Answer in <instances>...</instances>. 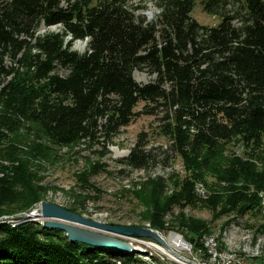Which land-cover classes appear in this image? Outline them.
Instances as JSON below:
<instances>
[{"label":"trees","instance_id":"16d2710c","mask_svg":"<svg viewBox=\"0 0 264 264\" xmlns=\"http://www.w3.org/2000/svg\"><path fill=\"white\" fill-rule=\"evenodd\" d=\"M152 1L159 11L148 19L146 4L134 0H0V158L10 161L2 163L0 216L29 210L44 190L31 166L50 160L52 147L33 143L19 155L10 144L25 136L20 130L59 146L110 142L141 114L160 115L170 150L194 169L171 193L163 176L134 187L152 227H166L173 204L195 203V180L207 172L227 185V196L214 192L208 204L224 200L227 213H256L264 189V0H199L216 24L192 15L198 0ZM40 25L48 29L40 33ZM136 69L155 77L138 81ZM147 135L120 161L155 163ZM231 142L243 154L226 153ZM180 216L185 237L208 231L202 220ZM113 249L36 220L0 221V264H164Z\"/></svg>","mask_w":264,"mask_h":264},{"label":"rangeland","instance_id":"374dc122","mask_svg":"<svg viewBox=\"0 0 264 264\" xmlns=\"http://www.w3.org/2000/svg\"><path fill=\"white\" fill-rule=\"evenodd\" d=\"M134 2L146 4L147 8L143 12L145 14L148 11L152 12V15L146 14L148 19H152L159 11L152 0H134ZM192 15L205 24H216L219 21L218 16L203 10L199 0ZM59 26H52L50 29L58 30ZM47 29L45 25L39 26L40 33ZM74 46L76 49L84 50L87 43L80 40L76 41ZM134 77L138 81L147 82L155 75L146 70L136 69ZM159 116L150 114L136 116L127 126L122 127L110 142L100 137V140L82 139L73 145L59 146L42 138L37 130H29V132L20 130L19 132L25 136L20 138L21 140L11 141L10 144L22 149L19 153L17 151L19 155L27 156V145L33 143H47L52 147L50 160L38 159L31 166L34 174H37L35 183L44 188L42 197L34 202L31 208L39 206L43 200H48L90 219L108 224L150 227L162 234L166 240L170 239L173 233H177L192 243L185 245L183 243L181 247L172 248L175 251H173L174 256L163 247L153 245L152 241H155L166 247L163 245L164 242L152 236L124 234L125 240L135 243L137 249H134L133 255L148 263L159 260L164 264H189L190 262L187 261L189 259L202 258V261L206 260L205 264H231L234 262L232 256H239L238 264H264V211L261 209L260 195L264 189L259 191L260 204L258 210L255 209L256 213L250 210L243 214L236 213L237 215L235 211L227 213L224 211L226 208L224 200L218 201L216 205L208 204L206 201L214 192H225L227 186L224 181L220 182L217 176L207 172L195 180L197 195L195 203H189L184 207L178 203L173 204L163 216L166 227L151 226L147 207L134 194V187L140 186L148 177L163 176L168 184V192L171 193L176 189L175 183L191 177L194 170L180 155L170 150L171 137L161 131ZM141 132L148 134L147 147L155 149L157 159L147 168H132L120 160L130 153ZM240 147L239 142H231L224 147V151L243 154V149L240 151ZM3 165H1L2 169ZM224 195L227 196V193L225 192ZM181 214L187 219L202 220L208 231H203L199 239H194L195 241L189 239V236L185 237L187 229L181 224ZM20 221L11 219L8 222L15 224ZM36 221L46 226L42 219ZM211 240H216L218 247V251L213 250V255L210 252L213 246L209 245L213 243ZM111 248L115 251L118 249L113 246ZM225 251L231 255L229 260L226 259ZM217 258L223 261L219 262Z\"/></svg>","mask_w":264,"mask_h":264},{"label":"water","instance_id":"95a60500","mask_svg":"<svg viewBox=\"0 0 264 264\" xmlns=\"http://www.w3.org/2000/svg\"><path fill=\"white\" fill-rule=\"evenodd\" d=\"M147 13L152 15L151 11L146 12V14ZM56 26L57 25H53V27ZM11 219L17 221L42 219L46 226L63 230L68 238L73 241L86 242L101 248L113 246L121 249V251L128 252L135 249V243L125 240L124 234L149 235L162 242V240L158 239L160 233L153 228L104 223L87 218L85 215H81L58 203L48 200L41 201L39 206L29 210L12 214L5 213L0 216V221H9ZM184 241L188 244L191 243V241H187L186 239H184ZM163 242L165 243V241ZM189 260H187L190 262L189 264L206 263V260L202 261V258L198 260Z\"/></svg>","mask_w":264,"mask_h":264},{"label":"bare ground","instance_id":"6f19581e","mask_svg":"<svg viewBox=\"0 0 264 264\" xmlns=\"http://www.w3.org/2000/svg\"><path fill=\"white\" fill-rule=\"evenodd\" d=\"M0 163H5V164H8L9 162L7 161V160H3V159H1L0 158ZM2 164H0V176H2L3 175V170H2V166H1ZM262 194V193H261ZM262 211H264V209H262ZM210 236V235H209ZM158 239H160V240H162V242L163 241H165V244H163V245H166V247H164V246H162V245H160L159 243H157V242H155V241H152V244L153 245H155V246H157V247H163V249L165 250V251H167L169 254H173L175 251H174V249L172 250V248H175V247H181V245L184 243V245L186 244V242L184 241V238H183V236H181L180 234H177V233H173L171 236H170V239H168V240H166L165 239V237L162 235V234H160V236H158ZM215 243L217 244V242H216V240H215ZM219 246V245H218ZM259 246V245H258ZM156 247V248H157ZM106 248H110V247H106ZM185 248V247H184ZM162 249V250H163ZM227 249V248H226ZM225 249V250H226ZM254 249V248H253ZM257 250V249H256ZM174 251V252H173ZM222 251H224V250H222ZM252 251V250H251ZM225 252H227V251H225ZM228 254H229V252H227ZM175 254V253H174ZM173 254V255H174ZM171 256V255H170ZM175 256V255H174ZM257 256V255H256Z\"/></svg>","mask_w":264,"mask_h":264},{"label":"built area","instance_id":"2783aa9c","mask_svg":"<svg viewBox=\"0 0 264 264\" xmlns=\"http://www.w3.org/2000/svg\"><path fill=\"white\" fill-rule=\"evenodd\" d=\"M240 149V151L242 150V148H239ZM261 195V199H262V201H261V209H264V192H262V194H260ZM213 243H211V244H209V245H212L213 247H212V250H210V252H212V255H213V250L214 249H218V247H217V244L215 243V240L213 241V240H211ZM207 244H208V242H207ZM218 251V250H217ZM220 251V250H219ZM225 256H226V259L228 258V260H229V256H231L230 254H228V253H226L225 254ZM228 256V257H227ZM235 256H237V255H235ZM233 257V259H234V262L232 263L231 262V264H238L237 262H238V259H240V257L239 256H237V257H234V256H232ZM218 260H219V262L221 261H223V259H220V258H217ZM225 260V259H224ZM227 260V261H228ZM240 261V260H239ZM218 262V263H219ZM220 264V263H219Z\"/></svg>","mask_w":264,"mask_h":264}]
</instances>
